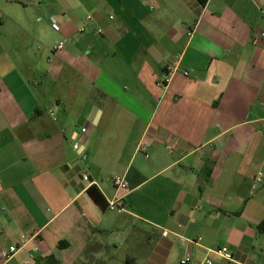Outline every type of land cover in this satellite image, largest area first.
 <instances>
[{"label": "crops", "instance_id": "obj_1", "mask_svg": "<svg viewBox=\"0 0 264 264\" xmlns=\"http://www.w3.org/2000/svg\"><path fill=\"white\" fill-rule=\"evenodd\" d=\"M262 33L264 0H0L7 264H264Z\"/></svg>", "mask_w": 264, "mask_h": 264}, {"label": "built area", "instance_id": "obj_2", "mask_svg": "<svg viewBox=\"0 0 264 264\" xmlns=\"http://www.w3.org/2000/svg\"><path fill=\"white\" fill-rule=\"evenodd\" d=\"M110 19H113L112 17ZM92 21V17L88 16L85 19V24H88ZM50 23H51V27L54 31H59L60 27L57 21V18L55 16H51L50 17ZM80 32L84 33L86 32V27L82 26L80 28ZM98 34H102V31H98ZM262 37H264V33H262ZM64 48V42H60L56 47H55V51H60ZM179 64L177 63L176 65H171L170 67H168L166 69L165 72V76L163 81L161 82V86L166 88L169 83L171 82L173 76L175 74H177L179 72ZM184 76H189V72L185 71L183 73ZM50 115L53 117L54 113L50 112ZM87 132V129L82 128L79 132V136L84 138L85 134ZM83 140V139H82ZM82 140L81 139H77L74 143H73V149L75 151H79L82 147ZM83 160H86L87 156L83 155ZM82 178L84 181L86 182H90V177L87 173H84L82 175ZM112 182L114 184V187L117 191L119 190H123L126 189V181L124 179V177L121 176H113L112 177ZM263 184V178L261 175L256 176L254 181H253V185H252V190L255 191L258 189V187H260ZM109 209L110 210H118L121 211L123 208L122 202L119 200H113L109 202ZM165 236H167V233H164ZM32 240V239H31ZM27 239L25 236L21 237V241H20V245H12L8 248H1L0 249V264H7L8 262H10L15 256L16 254L26 246L27 244ZM213 258H218V259H222L225 261H233V257L232 254L230 253V251L225 248H216V249H212V250H208L207 251V255L202 259V260H194L192 257L187 256L185 258H183L179 264H214V260Z\"/></svg>", "mask_w": 264, "mask_h": 264}, {"label": "trees", "instance_id": "obj_3", "mask_svg": "<svg viewBox=\"0 0 264 264\" xmlns=\"http://www.w3.org/2000/svg\"><path fill=\"white\" fill-rule=\"evenodd\" d=\"M202 6L206 5L208 0H197ZM69 247V244L66 241H61L57 245V249L60 251L66 250ZM46 264H60V262L53 256H49L46 259Z\"/></svg>", "mask_w": 264, "mask_h": 264}, {"label": "rangeland", "instance_id": "obj_4", "mask_svg": "<svg viewBox=\"0 0 264 264\" xmlns=\"http://www.w3.org/2000/svg\"><path fill=\"white\" fill-rule=\"evenodd\" d=\"M68 254H69V256H71V255H76V254H77V248H74V249L70 250V251L68 252ZM58 255L61 256L59 253H58Z\"/></svg>", "mask_w": 264, "mask_h": 264}]
</instances>
